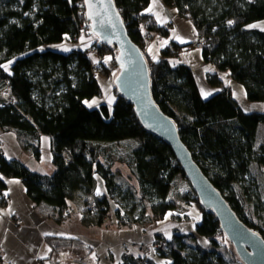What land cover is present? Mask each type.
Here are the masks:
<instances>
[{
    "label": "trees",
    "instance_id": "16d2710c",
    "mask_svg": "<svg viewBox=\"0 0 264 264\" xmlns=\"http://www.w3.org/2000/svg\"><path fill=\"white\" fill-rule=\"evenodd\" d=\"M162 1L193 23L206 62L240 85L247 102L264 103V28L251 27L264 23V0ZM114 2L130 39L147 61L155 103L174 121L194 162L237 217L264 239L261 219L254 214L253 222L246 208L247 197L253 191L249 189L260 192L251 164L264 173V145L257 146L256 142L259 127L264 126V113H244L217 75H208L207 82L220 92L203 100L192 69L171 63L190 45L171 42L158 57L149 55L154 38H168L170 32L169 25L159 26L144 14L150 0ZM84 30L89 31L83 0H0V82L8 83L13 99L12 104L0 107V134H16L23 140V149L36 159L40 156L36 145L40 137H50L55 168L50 176L32 172L20 161L6 159L0 146V208L7 202L5 179H18L33 204L48 218L61 222L68 215V203L75 192L93 195L94 177L98 175L106 195L94 198L96 211L85 210L86 224L102 225L111 212V203L118 207L114 215L120 225L160 222L175 209V203L168 200L170 187L177 177L185 179V175L170 148L142 128L132 106L119 95L111 110L105 105L97 109L85 106V101L101 97L92 67L95 73L109 76L106 58L110 57L116 68V51L98 45L95 38V62L86 50L63 53L49 48L66 39L76 41ZM122 140L138 143L116 159L103 153L107 159L104 163L99 144ZM63 150L68 151L71 160L64 159ZM116 161L133 171L134 192L125 190L122 194L111 170ZM118 194L123 195V206L116 199ZM182 199L196 205L201 213L195 225L196 236L214 250L224 246V241L229 243L215 215L199 206L193 190L183 193ZM254 202L262 211L264 200L257 195ZM136 206L139 213L133 217ZM188 239L196 238L174 231L172 242H166L157 235L155 242L164 241V247L156 253L167 264H193L202 256L212 257L211 251L198 244L187 245ZM46 245L52 256L63 249L84 247L78 240L65 238H46ZM128 259L123 264H154L146 259Z\"/></svg>",
    "mask_w": 264,
    "mask_h": 264
},
{
    "label": "crops",
    "instance_id": "0c3cea01",
    "mask_svg": "<svg viewBox=\"0 0 264 264\" xmlns=\"http://www.w3.org/2000/svg\"><path fill=\"white\" fill-rule=\"evenodd\" d=\"M144 14L151 16L159 26H170L168 38H154L148 50L150 56L158 57L159 51L171 42L179 45H190L178 59L171 60V63L189 66L193 75L196 74V77L202 79L205 77L207 80L208 75H217L224 85L230 88L234 96L237 94L245 100L243 88L234 83L227 74L218 72L212 64L206 62L201 48L194 47L198 38L190 20L181 17L177 9L167 7L162 0H150ZM255 26L257 29L264 28ZM77 40V45L73 44L74 46L68 51H61L58 48L51 49L63 53L73 49L85 51L95 42L93 37H86L85 33H81ZM97 81L101 89V96L104 95L102 99L95 97L87 101L88 103L85 101L84 104L88 109H97L101 105L107 107L109 101L105 94H108L106 91L109 89L106 88L107 86L110 88V83L102 78H97ZM207 86L209 88L207 95L214 94L213 87ZM237 102L242 106V102L238 100ZM89 104L92 106L89 107ZM112 105H114V101ZM51 141L48 136L42 135L40 137L36 144L40 156L39 159H36L30 151L27 152L23 149L20 145L23 140L16 134L11 132L0 134V146L6 159L18 160L32 172L46 176L52 175L55 171L52 164ZM101 160L103 161L102 158ZM111 167L113 172L120 171V174L122 173L120 177L118 176L119 178L133 179L132 177H135L125 165L112 164ZM5 185L7 202L3 208H0V259L5 264H94L95 262L97 264H123L129 260L128 258H132V260L146 259L154 264H167L168 261L160 258L152 245L157 235H161L166 242H172L174 231L183 236L193 235L199 246L210 250L208 249L209 246L205 245V240L195 235V225L200 222L201 213L194 204H183L185 211L181 213L175 205L176 208L168 212L160 222L146 223L147 225H120L114 215L118 207L111 203L109 217H106L102 225L86 224L84 222V202L106 195L103 181L98 175H95L91 198L78 191L75 192L74 198L68 203L67 217L61 222H56L52 217L48 218L40 208L33 204L26 195L20 180L7 178ZM19 220L22 222V226L20 228L14 227V223ZM46 238L78 240L85 248L63 249L52 256L50 248L46 245ZM189 240L191 239L185 240L186 244L192 245L190 244L192 241ZM121 243L145 245L148 247V252L143 253L139 249L129 247L123 249Z\"/></svg>",
    "mask_w": 264,
    "mask_h": 264
},
{
    "label": "water",
    "instance_id": "95a60500",
    "mask_svg": "<svg viewBox=\"0 0 264 264\" xmlns=\"http://www.w3.org/2000/svg\"><path fill=\"white\" fill-rule=\"evenodd\" d=\"M83 6L96 43L116 51L114 64L118 73L113 86L117 95L132 106L142 128L170 148L199 206L215 215L242 264H264V239L237 217L223 195L202 173L182 142L178 127L152 98L147 61L130 39L114 0H83Z\"/></svg>",
    "mask_w": 264,
    "mask_h": 264
},
{
    "label": "rangeland",
    "instance_id": "374dc122",
    "mask_svg": "<svg viewBox=\"0 0 264 264\" xmlns=\"http://www.w3.org/2000/svg\"><path fill=\"white\" fill-rule=\"evenodd\" d=\"M255 25L261 26V23H257ZM262 27H264V23L262 24ZM83 32L86 34V37L90 36V37L95 38L92 34L90 35L89 31L84 30ZM77 42H78L77 39H76V41H72V42L65 40L61 44H59L58 46L54 45V46H51L49 48H52V49L58 48V49H61V51H68L69 49H71L74 46L73 44L77 45ZM93 45H94V43L89 48L86 49V54L91 57V60L93 62H95V60H98V57H95V54L93 53L94 52L92 50ZM194 47H195V45H194ZM107 63H108L107 66H108V69L110 71V75L109 76H103L102 74H99L96 71V76H97V78H100V79L102 78L104 81H108L110 83V88L108 86L106 88V89H109L108 91H106L108 94H105V96H106V98L109 99V101L107 102V108L109 110H111L112 106H113L112 103H113V101L115 102L116 95H117L115 89H113L112 80L116 77V75L118 73V68L113 67L112 64L110 63L109 59H108ZM98 76H100V77H98ZM194 79L196 81V85L198 87V90H199L200 95H201L203 100H207L210 96L220 92V88L213 87L212 89L215 90L214 94H212V95L208 94L207 95V89H209L207 85H209V84H208L207 80L205 79V77H204V79H202L201 77H196V74H195ZM103 95L100 97L101 99H102ZM235 96L239 102L243 103L242 106H240V107L244 113H246V114L253 113V112L264 113V111H263L264 103L247 102L244 100L243 97H241L237 94H235ZM256 142H257V146H260L262 144L264 145V126L259 127ZM137 143L138 142L136 140H122L119 142L104 143V144L100 143L99 144L100 148H101L100 154H102L101 158L103 159L104 163H105V160L107 161V159L104 158L103 153L109 154V156H111L112 159L119 158L121 155H124L127 152H129L130 150H132L137 145ZM20 145L24 146L23 143H21ZM28 151L29 150H27V152ZM114 164L124 165V164L119 163L118 161L114 162ZM251 165H252L251 171H252L253 176H254L253 178L258 184L260 192L258 193L257 191H254L253 188L249 189V191H252V190L253 191H252V196H250V198L247 197V201L249 202V204L247 203L248 206L246 208H248L250 210L251 218H252L253 222L255 220L254 219L255 216H257L259 219L262 220V221L259 220V222H261L262 225H264V207L263 208L260 207V209L261 208L263 209L262 211H260L259 207L257 205L258 202H254V200L257 199V195L261 200H264V173L261 170L257 169V167L254 164H251ZM111 170H112L113 177H114L115 181L119 185V188L122 189V194H124L123 191H125V190H130V191L134 192L135 183H136L135 177H132L133 179L119 178L120 175H122V173L120 174V171H116V172L114 171L113 172V169H111ZM131 172L134 175L132 170H131ZM247 186L251 187L250 183H248ZM191 190H192V188H191L189 182L187 181V179L186 178L183 179L180 177H177L175 179L173 185L170 187V193L168 195V200L174 202L175 205H177L178 211H180V213L185 211L183 204L184 205L186 204L185 201L182 199V195H183V193L190 194ZM122 196L123 195L118 194L116 199H117V201H120L121 205L123 206L125 201L123 200ZM87 197H89V196H87ZM89 198H91V196ZM92 203H94V201L92 199L86 200V202H84V209L86 210L87 209L86 207H88V204H92ZM136 207H137V209L131 213V215L133 217L139 213L138 212L139 208H138V206H136ZM127 208L130 209L131 206H127ZM175 208H176V206H175ZM254 214H255V216H254ZM146 223L150 224V221H148ZM146 223H145V221H143L142 223H139V224L144 225ZM189 241H192V240H189ZM201 242L203 243L202 240H201ZM122 244L123 243H121V247H122ZM190 244L195 245V244H197V242H195L193 240L192 242H190ZM206 244H207V242L205 240V245ZM222 247H224V248L221 249ZM122 248L127 249L128 247H122ZM208 249H210L209 251H211L213 253L212 257H210L208 255L202 256V257H200V259L195 260L192 263L193 264H239L238 260L234 256L233 247L230 243H227L224 241V246L221 245V247H219L217 250L210 248V246L208 247Z\"/></svg>",
    "mask_w": 264,
    "mask_h": 264
},
{
    "label": "built area",
    "instance_id": "2783aa9c",
    "mask_svg": "<svg viewBox=\"0 0 264 264\" xmlns=\"http://www.w3.org/2000/svg\"><path fill=\"white\" fill-rule=\"evenodd\" d=\"M195 47H197V48L202 47V41L200 39H197V41L195 42ZM92 73H93V75L96 74L94 67H92ZM0 98L2 100V103L0 104L1 108H4L8 104L13 103V99L10 96L9 91H8V83L5 81L0 82ZM62 155H63L64 159H66L67 161L71 160V156L68 153V151L63 150ZM86 208L90 211H96L97 210V207L94 203L88 204V207H86ZM21 226H22V222L20 220L16 221L14 223V227H16V228H20ZM152 246L154 247L155 251L161 250L164 247V241L154 242V244ZM122 247L136 248L142 252L144 251L143 253L148 252V247L145 245H127L126 243H123ZM0 264H5L2 259H0Z\"/></svg>",
    "mask_w": 264,
    "mask_h": 264
},
{
    "label": "snow or ice",
    "instance_id": "6c2138e0",
    "mask_svg": "<svg viewBox=\"0 0 264 264\" xmlns=\"http://www.w3.org/2000/svg\"><path fill=\"white\" fill-rule=\"evenodd\" d=\"M229 23H231V22H229ZM251 27H255V25H253V26H251ZM106 59H111V58L109 57V58H106ZM10 63H11V62H10ZM3 67H4V70H5V71H8V66H7V65H4ZM85 103H88V102L86 101ZM88 106L91 107L92 105L89 104ZM46 235H47V234H46Z\"/></svg>",
    "mask_w": 264,
    "mask_h": 264
},
{
    "label": "clouds",
    "instance_id": "9594fccd",
    "mask_svg": "<svg viewBox=\"0 0 264 264\" xmlns=\"http://www.w3.org/2000/svg\"><path fill=\"white\" fill-rule=\"evenodd\" d=\"M90 32V31H89Z\"/></svg>",
    "mask_w": 264,
    "mask_h": 264
}]
</instances>
